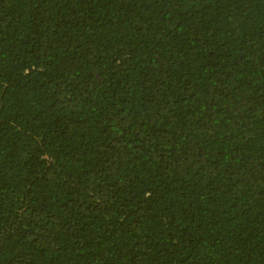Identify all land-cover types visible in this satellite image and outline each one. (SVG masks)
<instances>
[{
	"label": "trees",
	"instance_id": "16d2710c",
	"mask_svg": "<svg viewBox=\"0 0 264 264\" xmlns=\"http://www.w3.org/2000/svg\"><path fill=\"white\" fill-rule=\"evenodd\" d=\"M0 264H264V0H0Z\"/></svg>",
	"mask_w": 264,
	"mask_h": 264
}]
</instances>
